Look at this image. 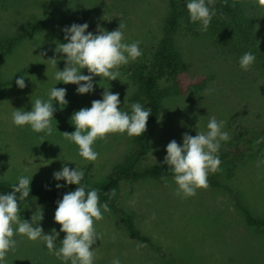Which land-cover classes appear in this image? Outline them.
<instances>
[{
    "label": "rangeland",
    "instance_id": "374dc122",
    "mask_svg": "<svg viewBox=\"0 0 264 264\" xmlns=\"http://www.w3.org/2000/svg\"><path fill=\"white\" fill-rule=\"evenodd\" d=\"M179 3L187 0H178ZM255 37L259 43L256 60L250 70L239 66L244 54L235 52L226 57L211 42L207 30L198 26L197 35L179 31L176 45L187 64L182 82L206 78V86L194 95L181 94L163 101L158 120L150 126L149 150L138 168L148 164H164L167 144L175 139L183 143L182 134L195 136L206 132L210 117L225 121L223 131L231 139L222 141L219 150L228 149L237 136L251 126L264 122V7L254 0ZM167 0H0V37L16 31L28 19H41L45 25L20 41L1 61L3 80L25 77L26 87L15 81L0 89V180L18 183V177H32L30 187L67 185L56 181L53 173L62 166L82 169L81 182L95 184L107 180L130 147L127 133H110L98 139L93 148L99 153L96 161H87L78 154V146L66 140L62 132H74L71 116L75 111L91 107L93 100L102 99L104 88L119 93L120 108L134 90L133 84L119 67L117 80L94 77V91L77 94V85L54 79L56 69L48 59L54 55L57 68L63 70V54H55L56 42L64 43L62 29L73 23H88L87 31L96 34L97 25L112 31L119 23L126 25L124 41L139 40V46L150 49L160 37ZM259 26V27H258ZM46 51L42 57L40 53ZM260 53V54H259ZM88 75L87 69L81 70ZM123 82V83H122ZM52 87L65 88L68 104L56 108L52 120L53 133H36L30 126L12 123L15 109L30 111L35 99L48 100ZM208 89H213L209 92ZM15 108V109H14ZM167 165V164H164ZM231 167L215 175L220 186L197 189L189 198L175 195L174 175L162 180L152 178L122 182L119 202L134 216L136 228L147 235L157 250L128 236L120 220L110 211L94 221L100 239L93 245L94 264H264V226H250L240 205L257 218H264V150L259 155L245 156ZM56 209L41 210L37 205L20 206L21 219L39 223L44 233L60 231L54 221ZM43 212V220L38 222ZM15 227V226H14ZM65 233H60L56 247ZM15 251L7 255L8 264H64L50 253L42 241H30L15 235ZM70 264V262H69Z\"/></svg>",
    "mask_w": 264,
    "mask_h": 264
},
{
    "label": "clouds",
    "instance_id": "9594fccd",
    "mask_svg": "<svg viewBox=\"0 0 264 264\" xmlns=\"http://www.w3.org/2000/svg\"><path fill=\"white\" fill-rule=\"evenodd\" d=\"M215 0H187L186 8L192 23L200 22L202 31H206L215 16ZM259 6L264 7V0H257ZM259 27V26H258ZM88 23H73L65 26L62 31L66 42H56L55 54H63L65 67L57 68V59L54 55L48 59L56 69L54 79L64 84L77 85V94L83 95L94 91V77L107 78L109 81L117 80L120 76L119 67L135 61L142 55L139 47L140 41L126 43L124 30L126 25L119 23L117 29L108 31L97 25L96 34L87 31ZM47 55L42 51L40 56ZM256 60L252 52H245L239 58V66L244 71L250 70ZM87 69L88 75L81 70ZM16 85L24 89L27 85L25 77L16 79ZM123 83V82H122ZM66 89L52 87L48 92V100L37 98L31 101L30 111L15 109L12 123L16 126H30L36 133L51 135L54 131L52 120L56 108L54 102L63 108L68 104ZM211 92L213 89H208ZM119 93H113L109 88H104L102 99L93 100L91 107H84L75 111L71 116L74 132H62L63 137L78 146V154L87 161H96L99 153L94 150V142L98 139L106 140L110 133H127L128 136H141L146 132L147 121L152 114L151 109H146L136 102L130 105L131 114L121 111ZM225 121H218L215 116L210 117L206 132H197L195 136L183 133V143L175 139L166 146L167 155L163 163L169 166L174 173V182L178 186L175 195L181 198L193 197L197 189L209 187V173L220 171L222 161L217 155L222 141L231 139L228 132L223 131ZM264 138L256 141L259 144ZM85 176L82 169H70L62 166L61 170L53 173L56 181L64 180L68 185H78L75 191H69L58 200L54 213V221L61 225L60 231L51 230L50 234L44 233L39 223L34 224L21 219L19 200L30 195L32 177L20 176L18 183L12 186L11 192L0 194V264H8L7 255L15 251L18 241L15 235L26 236L30 241H42L50 253H53L64 264H94L95 252L93 245L99 240L100 234L96 231L94 221L103 219V212H110L108 203L100 204L97 190L86 192L81 184ZM59 189L61 184H57ZM19 194V198L17 197ZM109 198L116 195V190L111 189ZM103 210V212H102ZM43 220V212L39 214L38 222ZM15 226V227H14ZM65 233L57 249L56 242L60 233ZM112 264H121L118 258Z\"/></svg>",
    "mask_w": 264,
    "mask_h": 264
},
{
    "label": "trees",
    "instance_id": "16d2710c",
    "mask_svg": "<svg viewBox=\"0 0 264 264\" xmlns=\"http://www.w3.org/2000/svg\"><path fill=\"white\" fill-rule=\"evenodd\" d=\"M167 7L157 42L150 49L139 46L142 55L135 61H130L123 66L128 79L134 86L133 92L124 104V111L131 114L130 105L136 102L142 104L146 109L150 108L152 114L147 121V130L139 137L129 136V150L116 164L114 172L107 180L95 184L81 182L85 186L86 192L92 189L97 190L100 204L108 203L110 211L120 220L130 238L148 244L156 250L157 247L152 244L149 237L136 228L134 216L120 205V186L122 182H133L144 178L162 180L174 175L169 166L164 164L153 163L138 168L149 150L150 126L158 120L163 101L166 98L181 94H198L206 86V78L187 83L182 82V76L187 72V64L176 45V34L179 31L197 35L198 26L201 24L190 21L186 2L179 3L178 0H167ZM209 7L215 9V16L207 28V36L221 50L222 54L230 57L235 52L240 54L258 52L261 47L254 33V9L256 8L254 0H215L214 5H209ZM44 25V20L28 19L18 31L0 37V66L3 57L9 54L20 41ZM25 71L27 69L20 70L7 80H3L0 73V89L11 85ZM261 138H264V122L259 127L247 128L231 142L228 149L219 150L217 155L222 161L220 171L224 168L231 171V167L226 165L231 164L233 166L245 156L261 154L264 150V140L259 144L256 143ZM218 172L209 173L208 184L210 186H220V183L214 178ZM13 185L15 184L0 181V194L11 192ZM77 187L78 185L74 184L62 185L59 189L52 185L30 187V195L19 200V206L28 207L34 204L41 210L56 209V202L62 199L67 192L75 191ZM111 189L116 190V195L110 199L106 193H109ZM17 197L19 198V194ZM240 208L248 225L264 226V218L254 217L243 205H240ZM169 258V263L178 264L172 257Z\"/></svg>",
    "mask_w": 264,
    "mask_h": 264
},
{
    "label": "crops",
    "instance_id": "0c3cea01",
    "mask_svg": "<svg viewBox=\"0 0 264 264\" xmlns=\"http://www.w3.org/2000/svg\"><path fill=\"white\" fill-rule=\"evenodd\" d=\"M1 181V180H0ZM7 182V181H6Z\"/></svg>",
    "mask_w": 264,
    "mask_h": 264
}]
</instances>
